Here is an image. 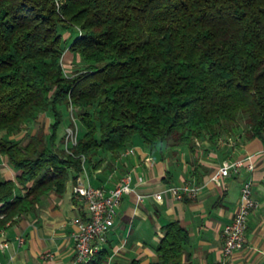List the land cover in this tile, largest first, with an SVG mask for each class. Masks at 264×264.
Wrapping results in <instances>:
<instances>
[{"label": "trees", "instance_id": "16d2710c", "mask_svg": "<svg viewBox=\"0 0 264 264\" xmlns=\"http://www.w3.org/2000/svg\"><path fill=\"white\" fill-rule=\"evenodd\" d=\"M66 47L86 63L70 76ZM68 107L83 126L69 150L58 146ZM44 110L53 121L24 142L8 137ZM241 126L264 138V0H0V156L25 190L0 178V227L65 190L82 155L118 154L137 136L152 149L192 145ZM163 232L151 264H186L188 229ZM101 262L100 250L83 264Z\"/></svg>", "mask_w": 264, "mask_h": 264}, {"label": "crops", "instance_id": "0c3cea01", "mask_svg": "<svg viewBox=\"0 0 264 264\" xmlns=\"http://www.w3.org/2000/svg\"><path fill=\"white\" fill-rule=\"evenodd\" d=\"M131 146L135 152L126 157L98 151L84 163L81 172L70 169L65 190L52 188L33 209L14 215L0 227V240L9 242L0 264H73V218L85 212L73 193L77 177L86 184L109 188L129 170H133L135 180L138 175L144 180L135 191L123 196L115 224L101 249V264L157 261L156 245L164 235L163 227L172 221H178L190 233L185 263L214 264L222 255V228L239 207L245 178L253 181L257 206L250 214L246 241L229 263L264 264V138L248 136L241 126L215 137L203 133L192 145L167 142L152 149L137 136ZM226 157H241L245 163L238 172L213 180ZM21 172L6 155L0 156V178L15 180L18 194L25 191L16 181ZM185 182L201 186L196 197L177 199L169 191H164L161 199L155 197L165 187ZM139 193L143 199H138ZM19 235L24 238L22 244L17 241Z\"/></svg>", "mask_w": 264, "mask_h": 264}, {"label": "built area", "instance_id": "2783aa9c", "mask_svg": "<svg viewBox=\"0 0 264 264\" xmlns=\"http://www.w3.org/2000/svg\"><path fill=\"white\" fill-rule=\"evenodd\" d=\"M72 110V109H71ZM65 147L69 150L70 145L77 143V133L75 126L68 128L66 133ZM135 152L134 146H128L119 152V157H126ZM83 165L86 157L81 156ZM245 159L241 157H226L218 170L212 176L213 180L219 181L221 177L229 175L231 172H238L244 165ZM252 168V164H249ZM144 180L143 175H138L136 180L133 177V170L123 173L118 182L112 187L104 185L94 186L86 184L77 177L73 186V193L79 204L85 209L84 214L76 215L73 218L75 230L72 233L74 241V262L73 264H83L88 262L97 252H99L107 241V234L113 228L118 209L121 205L123 196L126 193L135 191L139 183ZM201 189L198 184L182 183L169 185L155 193L157 199L163 197L164 191L171 192L177 199L184 196L196 197ZM138 199H143V194H138ZM257 200L254 196L253 181L245 178L241 187V197L239 207L231 219L222 228L223 244L222 255L214 264H230L229 258L233 253L241 248L246 241V233L251 212L255 210ZM24 238L19 235L17 241L23 243ZM9 246L8 240H0V259L1 254Z\"/></svg>", "mask_w": 264, "mask_h": 264}, {"label": "rangeland", "instance_id": "374dc122", "mask_svg": "<svg viewBox=\"0 0 264 264\" xmlns=\"http://www.w3.org/2000/svg\"><path fill=\"white\" fill-rule=\"evenodd\" d=\"M75 32L76 30L73 31L74 34ZM65 37L67 38V40H70L71 38V34L68 30L65 32ZM62 63L64 66L65 75L68 76L72 75L75 71L83 70L86 66V63L82 61L80 56L73 51H70L67 47L64 49ZM63 118V123L58 132V146L65 148L67 146L66 144H68L69 142L67 143L66 139L65 141H61L60 138L63 136H65L66 138L68 128H70L71 126H75V132L77 133V138H79L82 133L83 126L79 118L74 115L70 107H68V110L65 111ZM50 121H53L51 112L49 110L41 111L35 119L25 123L19 133L9 135L8 137L16 139L19 142H24L26 140L27 133L34 132L42 123L49 124ZM71 121L73 124H71Z\"/></svg>", "mask_w": 264, "mask_h": 264}]
</instances>
